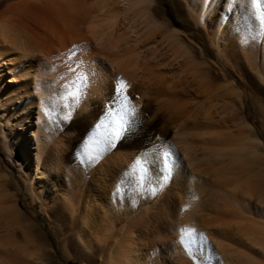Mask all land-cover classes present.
Returning a JSON list of instances; mask_svg holds the SVG:
<instances>
[{
	"label": "bare ground",
	"instance_id": "6f19581e",
	"mask_svg": "<svg viewBox=\"0 0 264 264\" xmlns=\"http://www.w3.org/2000/svg\"><path fill=\"white\" fill-rule=\"evenodd\" d=\"M47 1L42 3L44 7L39 4L41 8L27 5L28 12L23 6L24 14L21 13V4L18 5L20 12L15 8L17 5H13L15 13L9 5L12 16L7 14L6 8L5 13H0V143L4 146L7 160L14 164L13 167L5 162L2 164L0 156L5 175L12 176V170L17 167V171L29 181L35 201L45 205L49 220L53 219L54 210L57 218H67L69 225L78 219L72 236L76 239L80 232L85 231L81 236L83 246L92 248L96 243L98 247L99 243L104 246L107 250L106 264L143 263L139 259L138 247L132 245V239L134 229L143 224L147 214L141 217L138 212L134 218L129 217L127 209L118 207L125 203L121 195L122 198L117 197L108 208L99 212L93 207V202L83 206L84 210L76 218V201L72 202L75 196L72 192L78 190L74 191L77 183L71 185L73 182H67L68 189L62 195H55L49 188L50 176L46 173L50 169L63 170L64 166L66 143L62 135H57L55 131V123L64 121V110L59 112L60 108L57 109V104L65 101L62 99L63 87L66 84L71 86V79L76 78L78 73L85 75L83 85L87 86L89 95L84 103L79 104L83 111L95 98L107 100L114 95L113 86L128 78V83L135 82L132 89L125 86L123 90L130 108L139 107L140 103L135 102L132 96L138 94L140 98L144 88L156 95L155 100L162 109L168 110V118H173L171 120L175 122L173 138L180 145L181 159L187 162V167L197 179L194 181L199 184L198 189L193 187L191 190L184 180L186 175L182 174V169L175 170L173 182L179 181L176 188L179 185L181 191L177 195L181 215L174 234L180 236L182 228H192L203 234L207 249L210 248L208 236L212 237L211 247L212 244L216 247L215 254L222 264H264V228H259L264 224L254 220V213L264 219V143L258 141L262 130L257 132L248 128L243 121L245 118H237L245 103L234 101L240 95L232 89L224 90L231 88L232 83L230 86L219 83L216 89L211 88L220 77L226 81L230 73H237L239 77L244 75L246 83L252 81L251 72L258 69V73L264 71V34L254 40L246 36L248 25L259 31V22L249 18L247 0H91L88 4H83L82 0H70L64 4H48L50 0ZM16 14L23 17L18 18ZM195 31L206 33L209 45L215 50L213 61L207 60L202 47L193 45ZM258 48L259 55L263 57L262 65L256 60ZM72 50H75V55L68 59ZM80 62H83L82 66ZM220 90L225 91L224 95L220 94L215 99L218 96L216 92ZM192 92L198 93L203 100L187 101V95ZM219 100L227 101L220 104ZM46 108L54 113L51 118L45 115ZM216 116L220 120H216ZM227 122L231 123V130ZM219 128L223 131H218ZM4 129H8L10 139ZM70 133L65 134V141L73 140ZM23 137L29 138L26 141L21 139ZM195 140L201 141L198 146ZM129 159L130 154L129 157L126 154L117 155L119 165L124 166ZM149 159L152 163L147 184L153 186L157 179L153 169L160 164L155 166V156H149ZM113 164L117 165L116 162ZM102 165L104 169L98 168L101 182L104 180L101 176L110 167L109 163ZM203 175L210 177L211 187L202 185ZM206 177H203L204 180ZM96 185L94 181L93 186ZM107 190L102 189L104 192ZM10 200L0 191V226L4 227V234H0V251L3 253L0 264H33L28 248L33 244L20 245L17 234L12 231L11 226H17L16 220H21L22 216L16 208L17 202L11 204ZM49 200H55L51 207H47ZM58 204L65 216L59 213V207L56 208ZM202 206L206 209L202 210ZM95 218L102 223L99 237L102 242L99 243L96 242L97 231L93 230ZM114 224L119 226L118 232L112 227ZM25 237L29 241L21 233V238L26 241ZM160 240L162 242L163 239ZM258 242L263 243L259 247L262 250L261 256H258L260 261L252 256ZM185 263L193 264L191 259Z\"/></svg>",
	"mask_w": 264,
	"mask_h": 264
},
{
	"label": "rangeland",
	"instance_id": "374dc122",
	"mask_svg": "<svg viewBox=\"0 0 264 264\" xmlns=\"http://www.w3.org/2000/svg\"><path fill=\"white\" fill-rule=\"evenodd\" d=\"M46 1L47 0H0V13L4 12L5 8L8 12L7 14H9L10 10L11 11L13 10L14 12L15 8L16 9L20 8L18 7V5L20 4H21L22 11L18 9L19 12L20 11L21 13H23L24 11L28 12L29 10L27 11V8H28L27 5L28 6L35 5V7L38 6L41 8V6L42 7L45 6V4L42 5V3H46ZM66 1L69 2L70 0H58V1L50 0L48 4H52L54 2L64 4V3H67ZM77 1L79 2L80 0H77ZM89 2H91V0H82L83 4H88ZM39 4L41 6H39ZM9 5H12V7L13 5H17V7L14 6L15 8L13 7V9H11L12 7H9ZM8 7L10 8V10L8 9ZM23 8H24V11H23ZM11 11L10 13L13 14V12ZM12 14H9V15L12 16ZM21 15L22 14L18 15L17 17L19 18L20 16V18H22L23 15L22 17ZM25 15H27V13ZM193 33H194V35L192 36L193 45H195L196 47H202L205 50L207 60L213 61L215 58L214 56L215 50L212 46L209 45L207 37L205 36L206 33L202 34L199 31H195ZM256 51L258 52V57L256 58L257 64L262 65V63L260 62L263 60L262 59L263 57L259 55L260 49L258 48V50ZM252 55H254V51H252ZM67 57L69 59V56ZM252 61H253V58H252ZM258 70H255V71L252 70L253 72L250 71L253 74L252 81L248 80L245 83L244 75L241 74V76L239 77L237 73H234V75L230 73L231 76L229 74L228 78H225L226 81H224L220 77V79H218L215 82L216 84L213 85L215 87L212 86L211 88L216 89L217 88L216 85L218 84L219 86V83L221 85L227 84L229 86L232 83V85L230 86L231 88L228 87L229 89L226 88L224 90L230 91L232 89V91L240 95L238 96V98L235 97L234 101L242 100L245 103V106H244L245 108L243 111H241L242 113L241 112L239 113L238 111V114H240L241 116L237 114V118L238 119L239 117L245 118L244 120L243 119L242 120L245 122V125L248 128L250 127L251 129L254 128L257 132H260L262 130L261 131L262 133L261 132L259 133L258 141L259 142L261 141L262 143H264V78H263L264 71L261 70L260 73L262 74H260L258 73ZM75 79L76 78H74L73 80L71 79V83H72L71 86L66 84L63 87V90H64L63 98L66 102L63 101L62 103L59 102L57 104L59 106V107L57 106V109L60 108L58 111L63 112L64 110L65 112V113L63 112V117L66 123H64L63 120H60V121L56 120L58 123H55V131H57L56 132L57 135L59 136L62 135L61 138L64 141V144L66 143L65 144L66 147L64 148L65 155L63 158V163H64L63 170L50 169V172L49 171L46 172L48 173V176H50L49 188L52 189V193L54 191L55 195H62L65 192V190L68 189L67 187L68 185H66L67 182H70L69 184L73 182V184L71 185H74V183H77L76 185H74V187L76 186V189L74 188L75 190L74 189L73 190L74 191H76L77 189L78 190L76 192H72L74 193L73 196L75 195L72 198L73 199L72 202H75V201L77 202V204L76 202L74 203L75 210H77L76 218L77 217L79 218V215L82 209L84 210L85 207L83 206L89 205V203L91 202L94 203L93 207H95L96 211L98 210L99 212L101 209L104 210L108 208L109 204H111L112 202H115V199L117 197L122 198L123 196L125 203L122 202L121 204H119L120 205V206L118 205L119 209L121 210H123V208L127 209L128 210L126 211L128 213L127 215H129L130 213L129 217L131 216L133 217L138 212L140 213L139 215L141 217L143 215L145 217L146 214L148 216V218L146 217V219L144 218V220L142 221L143 224L136 226V228L134 229L135 231H133L134 237L132 239V245L135 246L136 248L138 247L137 248L139 249L138 252L140 251L139 259H141L140 262H143L141 264H188L185 262L186 260L189 261L190 258L187 257L188 255L184 252L183 247L180 245V243H178L180 236H177V234H174V232H177L176 231L178 227L177 221L179 219V216L181 215L180 214L181 208L180 206H178L180 205L178 196H179V192L181 191H179V188H180L179 185H177L178 189L176 188V184H178L179 181L173 182V178L175 177V171L168 177V180H166L165 182V179L163 177L162 170H161V165H158L157 166L158 170L156 169V167L155 169H153L154 173H157L156 177L158 179V180L156 179L155 182H153L154 187L152 185L149 186L146 183L143 187L137 189L136 191L132 190L133 187H135V180H136V176L132 174L133 165L135 164L136 159L139 158L141 160H144L145 158H149V156L154 157L155 150L159 148V146L161 145H170L172 147V149L176 153V158H178V160L182 163L181 169H182V174L184 173V175H186L184 176V178H186L184 179L186 184L190 185L191 190H193V187L195 189H198L199 184L198 183L196 184L197 179L193 175L192 171H190V169L187 167V162L181 159L180 145L178 141H176L173 138L175 122H172V120L174 119L168 118L169 117V115L167 114L168 110L167 109L165 110L163 108L166 111L165 112L159 106L160 104L156 102L157 100H155L156 95H154L152 91H146L144 88H142L143 94L141 93L140 98L138 94H134L132 96V99L135 102L138 101V103H140L139 107L130 108L131 106L129 105V103L127 104L128 108L131 110L130 114H128L126 117L127 123L124 125L122 129L118 130L116 126V121L118 119L119 109L121 108L120 97L124 95L125 90L123 89L124 91L117 93V88H116L117 85H114L113 86L114 89H112V92H114V95L108 97L107 100H99V98H95L96 100L91 101V104L89 103L88 107H86V110L81 111L82 109L79 108V104L84 103L86 101L87 96L89 95V90L87 86L85 87V85H83L84 82H82L79 85L78 97L74 99L73 97L69 96L68 93L70 91L77 90V84L75 82L76 81ZM122 81L124 82L125 86L129 87V88L127 87L128 89H132L133 84L135 83V82L128 83L129 82L128 78H123ZM213 89L211 90L214 91ZM224 90L223 91L220 90V92L219 91L216 92L218 96H216L215 99L220 97V94L224 95L222 94L225 92ZM192 93H189L192 96L187 95L186 97L187 101L201 102L203 100V97L202 96L200 97L198 93H193V94ZM65 96L68 100L65 98ZM225 101L227 100H224V101L219 100L218 102L220 104L221 103L225 104L226 103ZM62 107H66L67 110L66 108H62ZM157 108H161V109L159 110ZM113 109H115L116 112H113L112 111ZM234 113L236 114L237 111ZM226 114L230 115L229 112H227ZM216 117H215L216 120H220L219 116L217 118ZM237 118L236 120H238ZM226 124L227 125L229 124L228 127H230V130L231 128H233L231 126V123L227 122ZM189 126H191V124ZM7 130L8 129L5 130L6 135L8 139H10L9 138L10 135L7 134ZM219 130L221 129L219 128L218 131ZM246 130L247 128L245 129V131ZM18 131L20 130H16V132ZM69 131L72 133L71 138L73 140L68 142V141H65L66 140L65 134H67V132L70 133ZM232 131L234 134H236L234 129H232ZM63 135L65 136V138ZM1 137L2 136L0 135V138ZM28 138L29 137H27V139ZM21 139H26V138L23 137ZM29 140H31V138ZM195 142H196V145L198 146L199 142L201 141L195 140ZM28 147L30 148L32 147V145ZM86 147L93 151L94 159L88 160L86 157L82 155ZM123 153L126 154L128 157L130 154V159L127 162L128 164L126 163L124 164V166L123 164L119 165L117 161V155H121V154L124 155ZM0 156L2 157V164L7 163V165L9 164L8 166L13 167L14 164H11V160H7L6 155H5L4 146L1 143H0ZM131 156L134 158H132ZM110 160L113 162H111ZM154 160L156 161V159ZM114 162H116L117 165L113 164ZM103 163H109L110 167H108L109 170L106 171L107 173L101 176L102 178H104V180H102L101 182L100 175H98L99 173L98 170L101 167L102 168L104 167L102 165ZM157 163L158 162L156 161L155 166L157 165ZM2 164L0 162V178H1L0 185L2 188V189L0 188L1 195L7 196L10 199H12L10 200L12 201V203L10 202L11 204H15L14 202H17L16 208L19 214L22 216L21 220H16L17 222L16 224L18 225L11 226V228H12V231H15V233L17 234V239L20 245L24 243L29 244V245H31V243L33 244L32 246L28 247L30 251L29 254H31L33 264H41V262L42 264L44 263L45 264H103V263L106 264L105 256L107 254V250L104 246L100 245L99 243V242H102L100 240L101 238L99 239V237H101L100 233L102 232V227H101L102 223L100 222V220L96 221L97 217L95 218L93 230L94 232L97 231L96 233L97 241L96 242L99 243V247L97 246V243H96V246L94 244L92 248L85 247L81 243L82 242L81 236H83V232L85 233V231L82 230L83 232H80L78 234L79 237H76V239L75 237L72 236L74 228H76L75 226L78 225L79 220L77 219L75 220L76 222L74 221L72 222L73 224L71 223L69 225L68 224L69 220H67V218L65 219L57 218V213L56 215L54 213L55 210L53 211V214H54L53 219L50 218L51 220H49L50 216H49V213L46 211L45 205L40 204L38 201H35L32 191L30 190L29 185H28L29 181L26 179V177L20 171H17V167H15V171L12 170L13 172L12 176L5 175L4 170L2 168ZM29 164H31V161L29 162ZM203 168L204 166L201 169ZM110 169H113V170H110ZM149 173H150V168L148 169V175ZM3 175L6 176V177L4 176L5 179L3 178ZM201 177L200 178L202 180L201 179L200 180L201 182H203L202 185L206 186V188L207 186L209 187L211 184H213V183H210L211 182L210 177L208 178V176L206 177L204 175ZM203 177H206L205 180ZM69 179H71L72 181ZM194 179L196 180L194 181ZM179 180L181 183H183V180H181L180 178ZM94 181L97 182L96 187L93 186ZM204 181L206 182L207 185L204 184L205 183ZM218 185L219 184L217 183L216 186L219 187ZM120 186H122L123 188ZM102 187L108 189L107 190L108 192L102 191L103 189ZM221 187H223L222 184H221ZM152 189H155L154 193ZM230 189L227 188V190H230ZM78 191L79 192L81 191V193H79ZM111 193H114V195ZM171 200L172 201L174 200V204L172 203ZM54 202L55 200H49L47 203V207L53 206ZM56 208H58V211L62 216L66 215L64 211L63 212L65 213V215L62 214L63 212L61 211V207L59 206V204L57 205ZM203 208L204 206H202V210ZM173 209L176 211H172ZM94 215L96 216V212L94 213ZM257 215H258L257 213L256 214L254 213V216H255L254 220L257 222L262 221L260 222V224L262 223L264 224L263 222L264 219L261 218V215L260 216L259 215L257 216ZM120 218L123 219L124 217L120 216ZM48 221H52L53 223H48ZM117 221H118V218H117ZM117 221H114V223H116ZM112 227L115 228V231L117 232L119 231L118 230L119 226L117 224L112 225ZM82 228H84V226ZM259 228H264V227L260 226ZM0 230H1L0 234L1 235L4 234L3 225L0 226ZM21 233H24L29 238L30 242L27 240L26 237L24 238L26 239V241L23 240V238H21ZM71 236L73 238H71ZM119 238L120 237H118V239ZM208 238L209 240L208 239L207 240L209 241L208 243L210 245V248L207 249L206 247H204L202 258H206V264H222V262L220 263L219 258H217V255L215 254V252L217 251L216 247L215 246L213 247V244L211 247L212 237L208 236ZM160 239H163L162 240L163 243L161 242ZM102 240L104 241V239ZM119 240H122V239H119ZM262 244H263L262 242H258L257 247L256 245L254 246L255 247L254 250L256 251H255V254L253 253V255L250 251H245V250L244 251L250 256L251 255L255 256V258H257L256 260H258L259 258L261 259V257H258V256H261L262 250L259 249V247H261ZM33 249L35 252H33ZM33 253L37 256H35ZM2 254L0 251V256ZM260 259L258 261H260Z\"/></svg>",
	"mask_w": 264,
	"mask_h": 264
},
{
	"label": "snow or ice",
	"instance_id": "6c2138e0",
	"mask_svg": "<svg viewBox=\"0 0 264 264\" xmlns=\"http://www.w3.org/2000/svg\"><path fill=\"white\" fill-rule=\"evenodd\" d=\"M247 4L249 7V18H254L259 22V31H255L251 25L247 26L246 36L250 39H256V37L260 34H264V0H247ZM247 42V40L245 41ZM75 55V50L69 52V59ZM81 66L83 62H80ZM73 71L72 68L69 69ZM86 79L83 73H78L76 77L77 90L70 91L68 93L69 96L74 99L79 95V85L84 82ZM125 88L124 82L121 80L117 84V93H120ZM64 99V98H62ZM121 108L118 112V119L116 121L117 129H122L124 125L127 123V115L130 114V109L127 106V97H120ZM116 112L115 109L112 110ZM45 115L50 118L54 115L53 112L49 111V109L44 110ZM98 143V142H96ZM82 155L86 157L88 160L94 159V153L89 148H85ZM151 155V154H150ZM155 159L161 165L162 174L165 180L178 168H182V163L176 158V153L172 149L170 145H161L159 148L155 150ZM152 161L149 158H145L144 160L137 159L135 164L133 165L132 174L136 176L135 187H133V191L143 187L148 182V169L151 165ZM138 173V175H137ZM153 193L155 189H152ZM180 245L183 247L184 252L188 255V257L192 260L193 264H206V258L203 257L204 245L206 244V240L202 233H198L196 230L192 228H182L180 230Z\"/></svg>",
	"mask_w": 264,
	"mask_h": 264
}]
</instances>
